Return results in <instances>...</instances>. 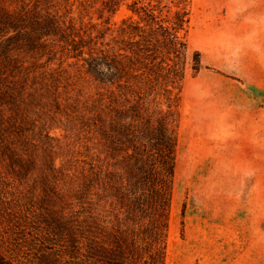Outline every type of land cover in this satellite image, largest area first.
<instances>
[{"label": "trees", "instance_id": "16d2710c", "mask_svg": "<svg viewBox=\"0 0 264 264\" xmlns=\"http://www.w3.org/2000/svg\"><path fill=\"white\" fill-rule=\"evenodd\" d=\"M190 22L191 0H0V264H166Z\"/></svg>", "mask_w": 264, "mask_h": 264}, {"label": "rangeland", "instance_id": "374dc122", "mask_svg": "<svg viewBox=\"0 0 264 264\" xmlns=\"http://www.w3.org/2000/svg\"><path fill=\"white\" fill-rule=\"evenodd\" d=\"M188 40L166 264H264V0H191Z\"/></svg>", "mask_w": 264, "mask_h": 264}]
</instances>
